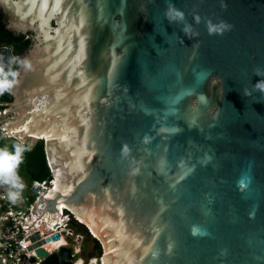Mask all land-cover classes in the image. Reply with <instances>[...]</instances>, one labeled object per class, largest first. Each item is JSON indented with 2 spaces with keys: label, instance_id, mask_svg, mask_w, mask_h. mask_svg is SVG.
<instances>
[{
  "label": "water",
  "instance_id": "obj_1",
  "mask_svg": "<svg viewBox=\"0 0 264 264\" xmlns=\"http://www.w3.org/2000/svg\"><path fill=\"white\" fill-rule=\"evenodd\" d=\"M171 2L183 23L166 0H0L7 29L32 40L15 57L33 65L11 92L18 123L40 118L53 138L14 139L43 141L45 180L66 191L32 213L45 224L63 204L85 234L89 216L101 263L264 264V0ZM207 19L231 30L209 35ZM12 57L0 46V64ZM39 238L37 264H73L71 247L44 248L58 232Z\"/></svg>",
  "mask_w": 264,
  "mask_h": 264
},
{
  "label": "built area",
  "instance_id": "obj_2",
  "mask_svg": "<svg viewBox=\"0 0 264 264\" xmlns=\"http://www.w3.org/2000/svg\"><path fill=\"white\" fill-rule=\"evenodd\" d=\"M4 113L5 110L0 115ZM0 131L3 137L14 138L6 124L0 125ZM38 187L40 188L37 189ZM53 187L54 180L52 179H49V181L45 179L32 181L29 191L30 195H22L20 198V200L23 199L26 202L31 198L32 200L20 208L17 207V203L20 200L16 204H12L7 198V187L0 185V202H2V209L0 210V264H33L24 260V257L29 258L31 256L35 257L34 264H37L40 259L36 256L34 249H29V246L37 240L32 242L30 240L31 236L38 233L39 239H41L51 237L56 232L59 233L60 237L64 238V242L54 245L52 251H56L63 245L69 246L73 255L72 263L77 264V260H81V264H83V260L79 258L81 245L76 243L68 244L66 242L74 232L69 225L71 217L77 221L79 219L68 211L63 204L58 206L60 213L58 219L51 220L49 225H47L46 219L44 220L45 224H42L43 222L38 221L32 213L34 203L38 198L40 196H49ZM79 235L82 236V234ZM98 260L100 261V257L92 258L89 263L94 262L97 264Z\"/></svg>",
  "mask_w": 264,
  "mask_h": 264
},
{
  "label": "clouds",
  "instance_id": "obj_3",
  "mask_svg": "<svg viewBox=\"0 0 264 264\" xmlns=\"http://www.w3.org/2000/svg\"><path fill=\"white\" fill-rule=\"evenodd\" d=\"M222 7L226 8V4H222ZM164 17L170 24L183 23L186 19L185 13L180 8H177L171 0H166V9ZM194 20L197 24L201 23V17L199 15L194 16ZM209 35H223L226 31L231 30V25L225 21L214 23L211 19L204 21ZM182 31L186 36L192 38L193 33L192 26L184 24ZM9 67L5 70V67L0 64V96L5 93H11L19 83V68H23L24 71H31L33 65L27 58L12 57L8 61ZM256 75H264V70L260 68L254 69ZM255 89L264 92V80L258 81L254 85ZM247 91L245 95H247ZM32 150V145H20L13 144L9 149L7 146L0 147V185L6 186L7 198L12 204H16L23 195L26 188V183L20 174V167L24 162V154Z\"/></svg>",
  "mask_w": 264,
  "mask_h": 264
},
{
  "label": "trees",
  "instance_id": "obj_4",
  "mask_svg": "<svg viewBox=\"0 0 264 264\" xmlns=\"http://www.w3.org/2000/svg\"><path fill=\"white\" fill-rule=\"evenodd\" d=\"M31 41L30 34L29 37L25 35H16L7 29L4 14L0 9V46H6L10 48L14 54V57H21L28 50L29 46L31 45ZM8 67L9 64L5 70H7ZM12 101L13 97L11 93H5L4 95L0 96V113L4 111L7 108V105ZM13 144L28 145L14 138L3 137L0 131V147L7 146L9 149H11ZM48 173L49 168L46 162L44 144L43 141H38L32 145L31 151L24 154V162L20 167V174L25 175L28 179V191H30L32 181H41L47 177ZM23 193L24 195H27L25 192ZM69 225L70 227L74 228L76 233H81L84 237H86L87 234L84 233L82 225L77 222L75 218L71 217ZM91 241L92 246L90 248V252L96 254L97 256H101L102 248L100 243L95 238H92Z\"/></svg>",
  "mask_w": 264,
  "mask_h": 264
},
{
  "label": "bare ground",
  "instance_id": "obj_5",
  "mask_svg": "<svg viewBox=\"0 0 264 264\" xmlns=\"http://www.w3.org/2000/svg\"><path fill=\"white\" fill-rule=\"evenodd\" d=\"M27 14H28V11H26L24 13V15H27ZM41 108L45 110V113H41ZM41 108L39 109L37 107H34V110L36 112H38V113H36L37 116H39V114L41 113V115L43 116V119H45L44 114H47L49 110H48V108L44 107L43 104H41ZM28 121H29L28 123L21 122L15 126H8V129L11 130V133L13 135H15L16 137H20V138H23L26 136L33 137L36 139H42V140H48V139L52 138L51 125L43 127L42 122L44 123V121L40 118L38 119V122L37 121L35 122V120H33V119H31V120L29 119ZM52 149H54V146H52ZM59 189L66 193V191L61 187V185L58 184L57 181H54V187H53L52 191L53 190L57 191ZM51 193L52 192H50L49 194H51ZM80 220H82V219H80ZM46 221H47V225H49L51 220H46ZM86 222H87V225L90 227L91 231H93V233L97 236L98 232L101 231L99 229V227H97V225L90 219L89 216H88ZM60 241H64V238L60 237L58 240L48 241L44 244V247L48 251L51 252L54 248V245L61 244ZM109 247H110V244L105 246V253L104 254H107V252L112 250V248H109ZM109 262H110V260L108 258L103 257V261L101 264H109ZM77 264H81V260H77Z\"/></svg>",
  "mask_w": 264,
  "mask_h": 264
},
{
  "label": "rangeland",
  "instance_id": "obj_6",
  "mask_svg": "<svg viewBox=\"0 0 264 264\" xmlns=\"http://www.w3.org/2000/svg\"><path fill=\"white\" fill-rule=\"evenodd\" d=\"M18 105H16L15 103H10L7 105V108H6V112L5 114H1V117H0V123H5V122H8L9 125H16L18 122H19V115H18ZM41 108V107H40ZM39 108V109H40ZM35 113H38L35 111ZM41 113H45V110L41 108ZM32 118H30L31 120ZM46 120H48V118H45ZM29 119L27 118L25 121H23V123H28ZM18 121V122H17ZM51 125V124H50ZM44 127V126H43ZM23 176L24 180H25V183H26V188L24 190V192L27 194V195H30V192L28 191V184H29V181L28 179L26 178L25 175H21ZM24 195V193H23ZM31 201V199L29 200ZM29 201H24L23 199H21L19 201V203H17V207H20L22 208L25 204H27ZM78 218V217H77ZM80 220V218H78ZM79 222V221H77ZM80 223V222H79ZM90 228V227H89ZM71 229L74 231L73 232V235L70 236V238H68L66 240V242L68 244L70 243H76V244H80L81 245V252L79 254V258H81L83 260V264H95L94 262L92 263H89L90 259L92 258H99V257H96L97 255L94 254V253H91L90 252V248L92 246V241L91 239L94 238L93 236H96L93 231H91L90 229V232L91 234L87 233L86 237H84L83 235H79L81 233H76L74 228L71 227ZM64 241H60V243H63ZM84 245V246H83ZM102 253H103V250H102ZM105 253V251H104ZM97 264H101V261H97Z\"/></svg>",
  "mask_w": 264,
  "mask_h": 264
},
{
  "label": "crops",
  "instance_id": "obj_7",
  "mask_svg": "<svg viewBox=\"0 0 264 264\" xmlns=\"http://www.w3.org/2000/svg\"><path fill=\"white\" fill-rule=\"evenodd\" d=\"M2 209V202H0V210Z\"/></svg>",
  "mask_w": 264,
  "mask_h": 264
},
{
  "label": "flooded vegetation",
  "instance_id": "obj_8",
  "mask_svg": "<svg viewBox=\"0 0 264 264\" xmlns=\"http://www.w3.org/2000/svg\"><path fill=\"white\" fill-rule=\"evenodd\" d=\"M52 250V249H51Z\"/></svg>",
  "mask_w": 264,
  "mask_h": 264
}]
</instances>
